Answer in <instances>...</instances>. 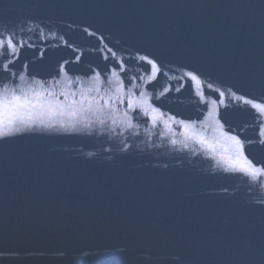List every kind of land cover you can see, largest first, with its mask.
I'll return each instance as SVG.
<instances>
[{
  "label": "water",
  "instance_id": "water-1",
  "mask_svg": "<svg viewBox=\"0 0 264 264\" xmlns=\"http://www.w3.org/2000/svg\"><path fill=\"white\" fill-rule=\"evenodd\" d=\"M0 37L41 94L0 110V264H264V0H0Z\"/></svg>",
  "mask_w": 264,
  "mask_h": 264
},
{
  "label": "snow or ice",
  "instance_id": "snow-or-ice-1",
  "mask_svg": "<svg viewBox=\"0 0 264 264\" xmlns=\"http://www.w3.org/2000/svg\"><path fill=\"white\" fill-rule=\"evenodd\" d=\"M9 47L15 48V44L12 42L11 37H0V48L8 49ZM141 59H145L141 57ZM151 63V61H149ZM195 79V77H193ZM39 83V82H37ZM32 92V95H29L28 92H24L21 90L20 94H16L14 90H9L7 86L4 89V92L0 94V110L4 112H8L12 109L17 108H29L35 107L36 103L39 102L40 95L39 93H35L31 89L29 90ZM97 91H99L97 89ZM103 99V97H101ZM34 101L36 103H34ZM131 103H129V107H131ZM12 132V129L5 124L4 129L0 131V138H5L9 136ZM238 149L242 146L240 145L239 141H236ZM254 172L255 170L252 169Z\"/></svg>",
  "mask_w": 264,
  "mask_h": 264
}]
</instances>
